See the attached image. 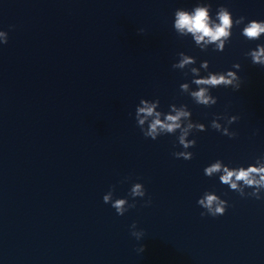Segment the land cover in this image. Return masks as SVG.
I'll use <instances>...</instances> for the list:
<instances>
[{
  "label": "clouds",
  "instance_id": "obj_1",
  "mask_svg": "<svg viewBox=\"0 0 264 264\" xmlns=\"http://www.w3.org/2000/svg\"><path fill=\"white\" fill-rule=\"evenodd\" d=\"M211 4L199 2L191 10L178 8L174 13L173 28L178 36H191L195 45L202 51H206L209 46H213L215 51L223 52L226 45L232 37L234 27L244 25L241 35L250 41L259 40L264 36V20H250L245 24V17L234 18L232 12L225 6L218 7L215 17L211 15ZM144 29H139L143 33ZM8 32L0 30V44H7ZM251 59L252 64L264 67V44H258L255 49L245 53ZM178 62L172 64L173 69H188L192 75L190 83H182L180 91L188 94L192 100L200 106L210 108L217 104L218 97L212 95V89L218 87L232 88L239 91L242 86V79L238 75L241 69L239 63L233 64V70L226 72L208 71L209 62L204 60L200 68L192 67L196 64V58L189 56L184 52L178 53ZM201 69L207 72V75L201 76ZM189 72H185L187 76ZM195 85V90L191 87ZM160 100L141 99L135 110V120L145 138L157 140L162 135H177V141L184 149L175 151L172 155L176 159L191 160L193 153L188 151L196 146L195 139L188 137L193 131H207V126L203 123L194 122L191 119L192 113L187 105L177 106L171 104L168 112L159 110ZM238 116L215 115L211 121L210 127L222 135L234 139L238 133L231 131L229 126L238 121ZM221 120L225 124L220 123ZM204 175L208 178L218 176L219 181L229 187L230 190L238 193L242 198L264 199V154L257 157L255 163L247 167L243 165L232 167L225 164L222 160L216 159L204 168ZM246 189H252L246 191ZM115 186L103 196L105 204H111L117 215L123 216L129 209L136 207V198H143L146 195V189L142 183H133L129 190L128 197L132 198L129 202L128 197L114 199ZM151 200L145 202L150 204ZM198 205L205 211L201 216L210 215L212 217L223 216L228 207V201L222 199L213 191H205L197 201ZM131 235L140 240L144 235L143 230H136V224L131 225ZM145 250L141 245L137 251L142 253Z\"/></svg>",
  "mask_w": 264,
  "mask_h": 264
}]
</instances>
